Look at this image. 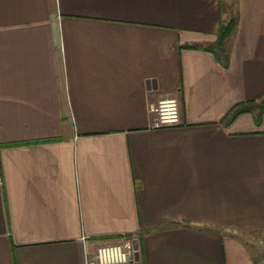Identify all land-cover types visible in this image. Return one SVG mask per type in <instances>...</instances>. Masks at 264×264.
Instances as JSON below:
<instances>
[{
  "label": "crops",
  "instance_id": "1",
  "mask_svg": "<svg viewBox=\"0 0 264 264\" xmlns=\"http://www.w3.org/2000/svg\"><path fill=\"white\" fill-rule=\"evenodd\" d=\"M0 0V264H257L264 0ZM235 16L228 66L205 50ZM185 45L196 48H183ZM175 98L179 124L153 128Z\"/></svg>",
  "mask_w": 264,
  "mask_h": 264
},
{
  "label": "built area",
  "instance_id": "2",
  "mask_svg": "<svg viewBox=\"0 0 264 264\" xmlns=\"http://www.w3.org/2000/svg\"><path fill=\"white\" fill-rule=\"evenodd\" d=\"M154 115L153 128H165L179 124V105L175 98L163 99L151 106ZM1 182V174H0ZM133 238H123L117 243L100 246L92 253L85 252V264H126L135 260L138 250Z\"/></svg>",
  "mask_w": 264,
  "mask_h": 264
},
{
  "label": "trees",
  "instance_id": "3",
  "mask_svg": "<svg viewBox=\"0 0 264 264\" xmlns=\"http://www.w3.org/2000/svg\"><path fill=\"white\" fill-rule=\"evenodd\" d=\"M236 17L231 16L226 22H221L218 30L216 32V39L214 42L205 47V50H209L214 53L215 58L221 63L223 67L228 66V45L227 41L229 37L233 34L236 28ZM183 48H196L195 46L185 45ZM257 110V115L255 121L259 122L262 113L264 112V96L259 101H249L236 104L227 113L224 119L230 121L237 115L244 112H251Z\"/></svg>",
  "mask_w": 264,
  "mask_h": 264
},
{
  "label": "rangeland",
  "instance_id": "4",
  "mask_svg": "<svg viewBox=\"0 0 264 264\" xmlns=\"http://www.w3.org/2000/svg\"><path fill=\"white\" fill-rule=\"evenodd\" d=\"M237 0H221L222 7L224 8V11L228 9L230 6V10L235 12V5ZM256 234H241L243 238L247 237L250 239L253 243L251 244V249L253 254L255 255V260L257 261V264H264V232H255Z\"/></svg>",
  "mask_w": 264,
  "mask_h": 264
}]
</instances>
